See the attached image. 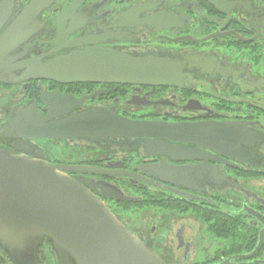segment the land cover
Listing matches in <instances>:
<instances>
[{
    "label": "flooded vegetation",
    "instance_id": "1",
    "mask_svg": "<svg viewBox=\"0 0 264 264\" xmlns=\"http://www.w3.org/2000/svg\"><path fill=\"white\" fill-rule=\"evenodd\" d=\"M0 17V38L11 28V37L23 35L6 48L1 149L105 171L68 174L121 221L127 207L160 211L146 231L123 223L167 264H264V0H0ZM87 47L169 60L179 77L172 85H147L33 75L51 59ZM67 98L82 102L55 120L106 109L193 131L179 136L187 141L149 140L161 144L150 149L140 138L1 135L17 110L48 116L63 112ZM64 146L79 150L63 158ZM112 185L129 199H115ZM0 264L60 259L44 236L21 262L0 243Z\"/></svg>",
    "mask_w": 264,
    "mask_h": 264
},
{
    "label": "water",
    "instance_id": "2",
    "mask_svg": "<svg viewBox=\"0 0 264 264\" xmlns=\"http://www.w3.org/2000/svg\"><path fill=\"white\" fill-rule=\"evenodd\" d=\"M1 20V17H0ZM0 38V81L6 80V48L23 35ZM12 43L11 46L9 44ZM9 46V47H8ZM171 61L136 57L124 52L87 47L57 56L38 68L35 77L63 83L104 82L172 85L178 72ZM65 100V99H64ZM63 112L45 116L36 108L19 109L2 127L1 135L21 138H140L147 149L161 144L149 140L187 141L188 125L120 117L112 110L91 109L64 119L81 99H68ZM70 172L103 173L84 165H50L15 151L0 148V243L16 261L31 258L42 237L55 249L60 264H167L149 245ZM118 200H128L117 187H109Z\"/></svg>",
    "mask_w": 264,
    "mask_h": 264
},
{
    "label": "rangeland",
    "instance_id": "3",
    "mask_svg": "<svg viewBox=\"0 0 264 264\" xmlns=\"http://www.w3.org/2000/svg\"><path fill=\"white\" fill-rule=\"evenodd\" d=\"M62 151L65 152V155L63 156V158H69V155H73L72 152L75 151H78L79 149H75V146L73 148H70L68 146H64ZM69 148V149H68ZM61 151V152H62ZM86 154V153H85ZM88 155V154H87ZM151 211L149 210H139L137 212H130L128 214H125V215H121V219H122V222H127L129 223L130 225L132 224L133 226H140L138 228V231L142 232V231H146L145 229L149 226H151V222L153 220V218L156 216H161L163 215L160 211H157V210H153L150 209ZM147 226V227H146ZM164 232V230H163ZM164 234H166V232H164ZM212 252V250L210 251V253ZM197 253L199 254L198 258L197 259H200L202 257V255H200V252H199V249L197 250Z\"/></svg>",
    "mask_w": 264,
    "mask_h": 264
},
{
    "label": "trees",
    "instance_id": "4",
    "mask_svg": "<svg viewBox=\"0 0 264 264\" xmlns=\"http://www.w3.org/2000/svg\"><path fill=\"white\" fill-rule=\"evenodd\" d=\"M136 207L137 208H131V209L127 207V208H124V210H130L131 212H137L143 208V205L139 204V205H136ZM231 232H232V230L228 231V233H231Z\"/></svg>",
    "mask_w": 264,
    "mask_h": 264
}]
</instances>
